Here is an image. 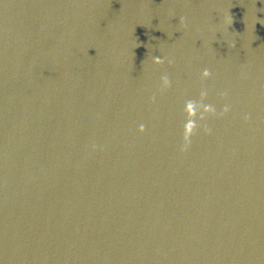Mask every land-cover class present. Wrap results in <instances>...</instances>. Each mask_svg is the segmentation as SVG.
<instances>
[{
	"label": "water",
	"instance_id": "95a60500",
	"mask_svg": "<svg viewBox=\"0 0 264 264\" xmlns=\"http://www.w3.org/2000/svg\"><path fill=\"white\" fill-rule=\"evenodd\" d=\"M0 264H264V0H0Z\"/></svg>",
	"mask_w": 264,
	"mask_h": 264
}]
</instances>
